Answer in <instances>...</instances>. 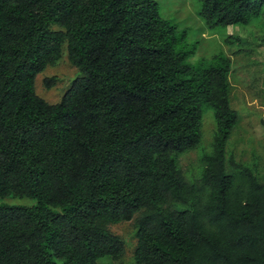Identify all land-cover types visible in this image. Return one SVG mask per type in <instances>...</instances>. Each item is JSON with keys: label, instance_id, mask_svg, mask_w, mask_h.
Segmentation results:
<instances>
[{"label": "trees", "instance_id": "trees-1", "mask_svg": "<svg viewBox=\"0 0 264 264\" xmlns=\"http://www.w3.org/2000/svg\"><path fill=\"white\" fill-rule=\"evenodd\" d=\"M197 1L207 27L255 26L264 46V0ZM186 45L155 0H0V201H35L0 202V264L116 261L107 226L130 220L133 264H264V181L225 155L230 59L194 66ZM63 50L78 75L49 103L34 79ZM203 107L214 132L196 186L176 156L199 144Z\"/></svg>", "mask_w": 264, "mask_h": 264}, {"label": "rangeland", "instance_id": "rangeland-1", "mask_svg": "<svg viewBox=\"0 0 264 264\" xmlns=\"http://www.w3.org/2000/svg\"><path fill=\"white\" fill-rule=\"evenodd\" d=\"M160 17L176 27L182 34L184 49L191 51L187 62L191 65L206 64L210 58L223 54L230 59V70L227 75L230 105L238 114V123L231 131L225 146L226 160L247 167L259 182L264 181V46L258 42L259 31L255 26L246 28L237 26H216L209 28L199 16L197 0H155ZM56 29V27H52ZM227 34H235L245 39L241 47L244 52H237L235 44L225 42ZM193 47V49H192ZM78 71L67 60L63 50L61 57L52 65L46 66L34 79V92L49 103H56L70 81ZM54 77L56 82L45 88L44 78ZM214 132L212 111L202 109L201 140L199 144L176 156L184 179L188 183L200 186V176L204 166L203 157L211 152ZM226 169L232 171L237 179L241 176L226 162ZM239 182L236 183L237 188ZM2 203L10 205L31 206L33 199L5 197ZM107 229L117 235L124 244L123 256L114 261L101 258L99 264H133L132 252L135 247V227L132 220L109 224Z\"/></svg>", "mask_w": 264, "mask_h": 264}, {"label": "crops", "instance_id": "crops-1", "mask_svg": "<svg viewBox=\"0 0 264 264\" xmlns=\"http://www.w3.org/2000/svg\"><path fill=\"white\" fill-rule=\"evenodd\" d=\"M229 27V26H228Z\"/></svg>", "mask_w": 264, "mask_h": 264}]
</instances>
